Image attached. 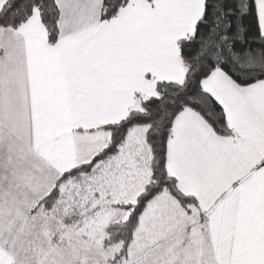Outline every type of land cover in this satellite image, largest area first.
I'll use <instances>...</instances> for the list:
<instances>
[{
	"label": "snow or ice",
	"instance_id": "6c2138e0",
	"mask_svg": "<svg viewBox=\"0 0 264 264\" xmlns=\"http://www.w3.org/2000/svg\"><path fill=\"white\" fill-rule=\"evenodd\" d=\"M0 264H264V0H0Z\"/></svg>",
	"mask_w": 264,
	"mask_h": 264
}]
</instances>
